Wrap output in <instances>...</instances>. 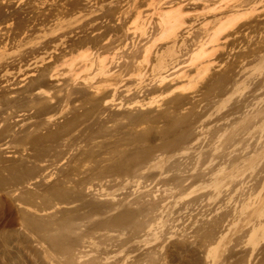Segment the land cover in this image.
I'll list each match as a JSON object with an SVG mask.
<instances>
[{
  "label": "rangeland",
  "instance_id": "1",
  "mask_svg": "<svg viewBox=\"0 0 264 264\" xmlns=\"http://www.w3.org/2000/svg\"><path fill=\"white\" fill-rule=\"evenodd\" d=\"M0 264H264V0H0Z\"/></svg>",
  "mask_w": 264,
  "mask_h": 264
},
{
  "label": "bare ground",
  "instance_id": "2",
  "mask_svg": "<svg viewBox=\"0 0 264 264\" xmlns=\"http://www.w3.org/2000/svg\"><path fill=\"white\" fill-rule=\"evenodd\" d=\"M176 12H177V10L175 11V9L173 10V9H168V10H166L165 11V17H164V20H163V22H164V24L166 25L165 26V29L163 30V34H165V33H167L168 32V30H169V23H171V22H173V24L175 23V18H173L175 15L174 14H176ZM233 14V13H232ZM174 15V16H173ZM233 16V15H232ZM227 19H228V17H226ZM227 19H225L226 21H230L229 19L227 20ZM231 19V18H230ZM221 24H222V26L224 25V24H226V22L225 21H221L220 22ZM221 24H219V27H222V26H220ZM203 46V45H202ZM201 45H200V47H199V49L196 51V52H194L193 53V55L192 56H194V57H197V56H200V55H202L203 54V52H204V50L202 49L203 47H202ZM100 66H102V65H100ZM104 70V69H103ZM163 78V77H162ZM48 168V167H47ZM46 168V169H47ZM43 174V173H42ZM259 212H261V211H259Z\"/></svg>",
  "mask_w": 264,
  "mask_h": 264
}]
</instances>
